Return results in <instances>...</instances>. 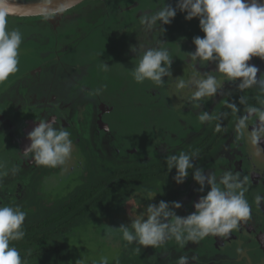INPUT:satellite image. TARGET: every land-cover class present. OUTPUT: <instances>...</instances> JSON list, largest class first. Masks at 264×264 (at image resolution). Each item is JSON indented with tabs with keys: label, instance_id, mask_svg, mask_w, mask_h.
Listing matches in <instances>:
<instances>
[{
	"label": "flooded vegetation",
	"instance_id": "af4514ba",
	"mask_svg": "<svg viewBox=\"0 0 264 264\" xmlns=\"http://www.w3.org/2000/svg\"><path fill=\"white\" fill-rule=\"evenodd\" d=\"M166 2L175 6L176 0ZM159 4L160 0H82L49 20L40 14L17 12L8 17V27L18 28L24 39L19 49V71L0 81V159L8 168L18 169L16 175L9 174L0 183V201L19 206L27 213L24 223H29L39 213L59 207L77 189L90 186L93 178L112 176L117 189L107 197L99 196L104 199L99 214L94 217L96 214L90 216L87 211L72 228L63 231V239L69 240L63 246L67 249L65 262L74 264L72 239L78 228L89 217L93 222L101 215H113L111 211L123 201L133 203L132 209L139 211L150 203L179 202L182 206L177 215L191 214L193 204L209 189L198 191L191 169L184 183L177 184L173 179L176 170L168 172L165 158L198 151L194 166L205 173L220 176L231 170L248 177L250 218L227 237L209 236L198 244L189 242L185 248L174 241L159 248H143L140 264H176L179 256H187L189 264H264V203H254L257 194L264 195V141L254 146L247 139L252 129L260 127L255 120L249 121L244 139L237 141L234 132L236 119L246 106L260 107L258 101L264 99V78H260L264 60L253 57L249 61L261 74L255 85L244 89L213 73L218 75L219 92L205 98L200 109L188 102L191 90L177 92L171 80L159 88L150 81L135 83L128 69L134 67L135 53L130 46L138 44L137 38L145 43L155 44L158 38L167 43L173 56V78H198L215 67L196 68L185 60L184 53L195 50L193 38L204 36L197 18L186 21L185 14L178 12L170 25L163 26V35L141 31L139 16L154 11ZM102 62L110 67L108 71L101 70ZM163 79L167 82L168 78ZM101 86L99 95H89ZM241 96L246 98V105L239 103ZM175 102H180L176 112ZM228 103L237 104L240 112L233 114L226 107ZM166 110L167 121H161ZM199 111H209L219 119L201 125ZM225 112L229 115L221 116ZM133 115L136 131L132 130ZM41 119H53L70 132L74 151L69 171L38 166L31 157L22 155L30 144L27 134ZM217 123H221V132L215 131ZM73 173L76 185L65 192ZM51 179L62 183L57 184L56 191H62L57 197L54 188L49 192L44 187ZM104 205H109L107 212L102 209ZM125 207L129 210V204ZM110 225L121 226L114 220ZM119 259L115 262L132 264L129 259L128 263Z\"/></svg>",
	"mask_w": 264,
	"mask_h": 264
},
{
	"label": "clouds",
	"instance_id": "9594fccd",
	"mask_svg": "<svg viewBox=\"0 0 264 264\" xmlns=\"http://www.w3.org/2000/svg\"><path fill=\"white\" fill-rule=\"evenodd\" d=\"M42 2L47 5L49 0ZM15 7L14 0H0V81L19 71V49L24 37L18 28L8 27V17L15 14ZM66 11H69V7L65 5L56 9L42 7L40 15L44 20H49ZM178 12L185 14L186 21L197 18L199 28L204 33L203 37L193 38L195 50L184 53L186 62L196 68L197 65L206 67L209 64L215 67L201 73L198 78H173V56L165 46L167 43L159 38L155 44L137 38L138 44L130 46V51L135 53L134 67L128 69L135 83L150 81L159 88L171 80L177 92L191 90L188 102L195 109L202 107L201 102L205 98L218 94L220 85L216 74L237 82L240 89L257 83L261 70L249 61L253 57L264 60V0H176L175 6L160 0L154 11L139 16L141 31L163 35L166 32L163 26L170 25ZM109 69V66L101 63V70ZM164 77L168 78L167 82ZM260 78H264V74ZM102 90L103 86L89 95H99ZM239 103L246 105V98L241 96ZM258 103L260 107L248 105L243 114L237 117L234 126L237 141L245 138L250 120H255L260 127L252 129L247 139L254 146L264 141V99H259ZM226 107L233 114L240 112L235 103H228ZM228 115L227 112L221 114ZM214 118L219 119L209 111H199L197 115L201 125ZM215 131H222L221 123L216 124ZM70 135L66 128L57 126L55 120L41 119L27 134L30 144L22 155L31 157L38 166L60 168L62 172H67L74 151ZM197 155L198 151L181 152L165 158L168 172L176 170L173 179L177 184L184 183L191 169L192 178L199 185L198 191L204 193L205 188L209 189L193 204L191 214L183 217L177 215L176 210L182 206L179 202L150 203L134 218H130L129 224H122L119 228L106 226L105 238L112 240L118 236L125 242L126 248L135 245L131 251L139 254L143 248H159L167 241H174L179 248H185L189 242L198 244L209 236L227 237L238 230L240 223L247 221L251 215V205L246 198L248 177L231 170L224 171L220 176L213 172L205 173L203 168L194 166ZM17 172V168H8L0 160V183L4 177L9 174L14 176ZM144 191L149 200L154 198L148 189ZM254 203L257 206L264 203V195L257 194ZM26 215L19 206L0 201V264H26L12 243L25 237L23 224ZM99 264H108V258L102 257ZM176 264H189V258L179 256Z\"/></svg>",
	"mask_w": 264,
	"mask_h": 264
},
{
	"label": "trees",
	"instance_id": "16d2710c",
	"mask_svg": "<svg viewBox=\"0 0 264 264\" xmlns=\"http://www.w3.org/2000/svg\"><path fill=\"white\" fill-rule=\"evenodd\" d=\"M138 169H136L137 173ZM140 174V171H139ZM125 175V171H121ZM90 186L77 189L71 198L59 207L39 213L31 222L23 224L25 237L12 242L19 250L26 264H66L67 249L63 246L69 241L63 239L66 227H73V222L83 213L90 211V216L99 212L104 199L115 192L116 183L112 176L95 181ZM91 219L86 222L91 223ZM63 229V230H62Z\"/></svg>",
	"mask_w": 264,
	"mask_h": 264
},
{
	"label": "rangeland",
	"instance_id": "374dc122",
	"mask_svg": "<svg viewBox=\"0 0 264 264\" xmlns=\"http://www.w3.org/2000/svg\"><path fill=\"white\" fill-rule=\"evenodd\" d=\"M180 102H175L174 104V111L178 110V105ZM176 109V110H175ZM146 113V111L144 110ZM166 114L167 110L164 112V115L161 119V121H167L166 120ZM119 116V115H118ZM120 117V116H119ZM121 119V117H120ZM133 120V127L132 130L136 131L135 121L136 117L133 115L131 117ZM156 136L153 134V138ZM157 137V136H156ZM144 143L146 141L141 140ZM1 160V159H0ZM75 173L71 174L69 177V184L68 187L65 189V192L68 190H72V188L76 185V182L74 180ZM57 184H62L60 182H57L53 179L50 181L48 180L44 187L49 191L52 192V190H49L50 188H54V193L57 196H59V193H62L61 190L56 191V188H58ZM126 204H129V210L126 209ZM133 203L128 202H121V206L118 207L116 211H111L110 214H113L111 216L107 215H101L100 218L97 221H93L91 223H82L80 226V229L78 228L77 235L73 237L72 244L75 246V256H74V264H99L102 257L108 258V264H120L115 262L116 259H119L120 261L123 260L125 263H128L127 260L129 259L132 264H140L141 263V256L142 253L134 254L131 251V248L135 247V245H132L130 247H125V242L121 241L118 236H115L112 240H108L104 236L105 228L106 226L111 227L110 223L112 220L115 221L117 224H129L130 218H134L137 214H139L141 211L133 210L132 206ZM109 205L102 206V209L108 211ZM101 210V209H100ZM100 212V211H99ZM99 212L94 215L96 217ZM132 212V213H131ZM85 227V228H84ZM114 228V227H112ZM117 228V227H116Z\"/></svg>",
	"mask_w": 264,
	"mask_h": 264
},
{
	"label": "water",
	"instance_id": "95a60500",
	"mask_svg": "<svg viewBox=\"0 0 264 264\" xmlns=\"http://www.w3.org/2000/svg\"><path fill=\"white\" fill-rule=\"evenodd\" d=\"M82 0H49V3L47 5L43 4V2H37L32 4H16V7H19L18 9H14V12H17L20 15L25 14H40V8L46 7L48 9H56L57 7L61 5L68 6L71 8V6H74L78 2Z\"/></svg>",
	"mask_w": 264,
	"mask_h": 264
}]
</instances>
